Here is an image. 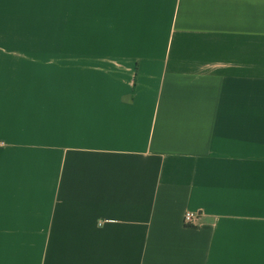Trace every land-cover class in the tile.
<instances>
[{"label":"crops","instance_id":"obj_1","mask_svg":"<svg viewBox=\"0 0 264 264\" xmlns=\"http://www.w3.org/2000/svg\"><path fill=\"white\" fill-rule=\"evenodd\" d=\"M0 143V264H264V0H0Z\"/></svg>","mask_w":264,"mask_h":264},{"label":"built area","instance_id":"obj_2","mask_svg":"<svg viewBox=\"0 0 264 264\" xmlns=\"http://www.w3.org/2000/svg\"><path fill=\"white\" fill-rule=\"evenodd\" d=\"M4 143H0V147L4 146ZM202 220V214L200 212H187L184 215V223L188 227L198 226Z\"/></svg>","mask_w":264,"mask_h":264}]
</instances>
